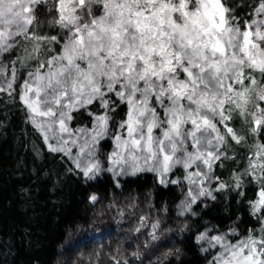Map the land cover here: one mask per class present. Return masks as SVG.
<instances>
[{
  "label": "snow or ice",
  "instance_id": "snow-or-ice-1",
  "mask_svg": "<svg viewBox=\"0 0 264 264\" xmlns=\"http://www.w3.org/2000/svg\"><path fill=\"white\" fill-rule=\"evenodd\" d=\"M94 4L101 6L102 14L93 15ZM44 5L55 9L52 23L67 31L63 43L56 35L38 34ZM235 8L229 0H0V53L21 46L25 58L36 62L20 100L46 142L52 133L58 146L49 144V150L69 155L85 178L94 179L99 171L88 149L108 132L109 114L123 104L125 118L112 136L118 149L112 153L114 165L127 164L132 174L156 172L163 185L175 166L184 169L185 179L197 188L188 190L181 216L195 215L192 205L200 197L214 201V192L241 189V177L253 176L260 188L259 198L251 202L252 214L259 213L257 219L264 224V144L252 145L256 151L244 173L233 176V184L207 186L220 179L213 175L214 165L220 162L223 167L222 158L234 159L227 155L226 137L246 143V137L227 124L234 110L252 117L246 120L252 124L250 133L264 134V18L241 21ZM255 14L264 16V0ZM85 15L89 19L81 23ZM52 42L61 45L58 53L42 58L53 51ZM246 69L251 71L246 74ZM256 72L260 77L253 75ZM0 78V93L11 96L16 69L9 78L0 65ZM94 103L106 111L94 116L90 140L85 136L77 155L71 156L72 147L65 146L81 139L69 127L72 113ZM118 172L129 174L123 167ZM151 228L155 241L159 223ZM201 241L220 247L215 264H264V227L235 243L228 234L209 237L206 232L198 236ZM131 258L137 264L140 253L132 252ZM110 259L112 264H129L117 255ZM94 264H100L99 257Z\"/></svg>",
  "mask_w": 264,
  "mask_h": 264
},
{
  "label": "trees",
  "instance_id": "trees-1",
  "mask_svg": "<svg viewBox=\"0 0 264 264\" xmlns=\"http://www.w3.org/2000/svg\"><path fill=\"white\" fill-rule=\"evenodd\" d=\"M259 2L229 0L241 21L264 17L255 14ZM99 7L94 4L96 14L101 12ZM42 9L38 34L56 35L63 43L67 31L52 23L55 9L49 11L47 5ZM50 47L53 51L42 58L57 54L61 45L52 42ZM15 51L3 56L9 66ZM15 69L12 95L0 93V264H94L97 257L100 264H112V255L132 264V252L140 253L137 264H208L211 252L202 250L207 241L197 242L202 233H229L236 240L249 232L259 234L264 227L257 219L260 214H252L251 202L259 198L260 188L253 176L241 177V189L214 192L216 200L208 197L193 204L195 215L184 216L179 215L188 191L183 181L174 184L169 177L163 185L152 171L85 178L70 156L49 150L43 133L32 123V113L20 100V87L33 68L28 64ZM253 75L260 77L258 72ZM89 111L98 114L101 110L94 103L72 113V126H91ZM125 112L126 105L119 104L109 114L110 130L125 118ZM246 120L252 117H242L234 110L227 121L246 137V143L236 144L226 137L227 155L234 159L222 158L223 167L220 162L214 165V176L220 179L214 180L211 189L219 182L233 184V176L244 173L249 156L256 151L252 145L264 144V134L250 133L252 124ZM105 143L112 149L111 138ZM92 195L97 197L95 202L90 200ZM157 222L158 239L153 241L149 233Z\"/></svg>",
  "mask_w": 264,
  "mask_h": 264
},
{
  "label": "rangeland",
  "instance_id": "rangeland-1",
  "mask_svg": "<svg viewBox=\"0 0 264 264\" xmlns=\"http://www.w3.org/2000/svg\"><path fill=\"white\" fill-rule=\"evenodd\" d=\"M100 8V14H102V9H101V6L99 7ZM96 9H94V5L92 6V13H93V15H100V14H96ZM264 18V17H263ZM89 19V17L87 16V15H85L84 16V20L83 21H81V23H83V22H86L87 20ZM17 39H19V38H17ZM23 43H28V42H26V41H24ZM31 46L29 45V48H30ZM15 54L16 55H14L13 56V59L11 60V64H12V66H9L8 65V63L6 62V61H4V58H3V56L5 55V53H0V65H2L3 66V70H4V72H5V74L10 78L11 77V70L13 69V68H22V67H24V66H27L28 64H30V66L33 68L32 69V71H35V65L33 64H31V63H35V61L34 60H31V59H26L25 57H26V53L24 52V49H23V47H21V46H17V48H16V51H15ZM18 64V65H17ZM17 65V67H14V66H16ZM11 67V68H10ZM13 67V68H12ZM31 71V72H32ZM3 80V78H0V81H2ZM26 80H31V77H29V76H27L26 77ZM25 80V81H26ZM24 81V82H25ZM15 82H16V80L14 79L13 80V87H14V85H15ZM24 84V83H23ZM20 91H21V94H22V92H23V85L20 87ZM100 113H98V114H94L92 117H93V119L91 120V122H92V125L91 126H89V127H85V126H80V127H76V128H74L73 126H72V120L69 122V127L70 128H72L73 129V136H79L81 139H79L78 141H77V144L76 145H71V143L69 144V145H67V146H65V147H68V146H71L72 147V153H71V156H75V155H77V153H78V151H79V146H80V144H82V143H84V137L85 136H87L88 138H89V140H90V137H91V135H92V132H91V129L95 126V119H94V116L95 115H100V114H103L106 110L105 109H103V108H100ZM30 111V110H29ZM31 113V112H30ZM35 119H37V120H41V119H46V118H41V117H35ZM222 127V126H221ZM77 129H85V132H78V131H76ZM116 131H117V126L116 127H114L113 128V130H110V129H108V132L104 135V136H102V137H100L98 140H97V142H95V144L94 145H92V147L90 148V149H88L89 151H92L93 152V154H92V156L90 157V159L92 160V161H95V162H97L98 163V167H99V171L96 173V175H95V178L97 177V176H101V174H106V173H110V174H113L115 177H121V176H123L124 175V173L123 172H118V169L120 168V167H123V168H125L128 172H129V174H132L131 173V170L128 168V165L127 164H124V165H119V166H117V165H114L113 163H112V160L114 159L113 158V156H112V153L113 152H115V151H118V149L116 148V142L112 139V136L113 135H115L116 134ZM154 134H158L157 132H154ZM44 135V134H43ZM65 135V137H67V134H64ZM111 138V141H112V143H113V147H112V149L110 148V146L108 145V144H106L105 143V141L106 140H109ZM49 144H52L53 146H58L57 145V142H56V140L53 138V136H52V133H49V140L47 141V146L49 145ZM69 156V155H68ZM72 160V159H71ZM83 161H84V157H81V162H82V164H83ZM72 162H73V160H72ZM74 163V162H73ZM142 163V162H141ZM152 163H154V162H149V164H152ZM75 165V164H74ZM143 167H145V168H147L148 167V165H143ZM109 169H113V171H109ZM187 171H191V169H189V170H187ZM153 172V171H152ZM153 173H155L156 175H157V173L156 172H153ZM213 175H214V173H213ZM185 176H186V171L184 170V169H182L180 166H175L173 169H172V171L169 173V177H172V178H170L171 180H177V181H183V182H185V185H187L188 186V190L191 188V189H196L197 188V186L196 185H191V184H189V182L185 179ZM94 178V179H95ZM213 182H214V180L211 182V184H209V185H207L210 189H211V187H212V185H213ZM187 193H188V191H187ZM193 194H195V192L193 193ZM187 198H186V200L187 199H189V197L188 196H186ZM206 198H208L207 196H205V197H200L199 199H198V202L199 201H202L203 199H206ZM185 200V201H186ZM185 203V202H184ZM195 204V203H194ZM183 206H184V204H183ZM182 206V207H183ZM193 206V205H192ZM228 234V238H229V240L230 241H232L233 243H235L236 241H238L239 239H242V238H244V237H242V238H239V239H236V240H233L232 239V237H231V234H229V233H227ZM221 235H224V234H221ZM209 236V235H208ZM213 236V235H212ZM209 237H211V236H209ZM207 248H209V251L211 252V256H210V262H208V264H215V262H214V257L216 256V255H218L219 254V252L221 251V249H220V247L219 246H216V247H210L209 246V244H208V242H207Z\"/></svg>",
  "mask_w": 264,
  "mask_h": 264
}]
</instances>
